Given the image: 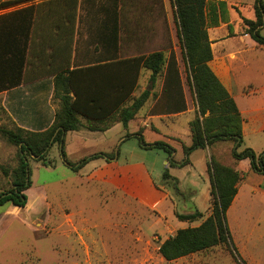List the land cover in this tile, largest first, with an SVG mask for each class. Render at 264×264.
I'll return each instance as SVG.
<instances>
[{
	"label": "trees",
	"instance_id": "16d2710c",
	"mask_svg": "<svg viewBox=\"0 0 264 264\" xmlns=\"http://www.w3.org/2000/svg\"><path fill=\"white\" fill-rule=\"evenodd\" d=\"M25 1L0 0V9L11 8L0 13V91L20 83L27 55L30 53V57L36 58V47L43 49L48 46L53 56H64V40H67V54L65 68L54 76V95L59 98V106L52 123L36 131L14 124L13 127L0 125V135L15 144L19 151V162L12 173L11 186L0 190V204L11 202L19 207L25 206L27 195L24 190L31 185L28 156L46 164L49 148L53 143H58L63 161L73 170H78L91 158L108 159L114 156L115 153L99 152L71 162L65 156L64 134L81 126L89 130H104L115 121H121L126 127L150 93L144 89L138 95L133 94L142 69L150 71L149 81L152 85L158 77L163 79L159 99L164 101L167 110L185 108L179 68L172 49L168 53L160 49L133 56L110 54L98 63L69 68L79 0H39L36 4L30 2L16 6ZM171 5L185 67V80L194 94L197 108L189 122L191 143L183 145L186 157L180 162L170 158V165L186 164L187 155L195 148H204L217 140H231L234 142L232 156L236 159L249 158L251 169L264 174V149L259 153L250 147L237 151V146L242 142V117L234 99L208 64L212 59V50L207 28L224 21L225 0H171ZM253 8L254 18L242 17V20L246 33L258 45L264 46V35L259 33L260 28L264 27L262 0H254ZM104 9L111 10V5L104 6ZM108 19H111V15ZM48 22L53 23V31L40 28ZM64 23L66 26H63ZM102 37L104 48L111 46L112 34L104 33ZM96 74L99 78L97 82L83 78ZM125 136H135L143 148H161L168 155L173 150L163 141L145 142L140 130L126 133ZM118 152L117 149L116 156ZM207 170L210 176V211L208 214L199 210L176 213L179 220H201L196 225L177 228L160 242L158 252L165 260H174L218 244L231 245L225 215L236 194V184L241 175L233 167L211 156ZM166 177L176 179L165 168L163 178Z\"/></svg>",
	"mask_w": 264,
	"mask_h": 264
},
{
	"label": "rangeland",
	"instance_id": "374dc122",
	"mask_svg": "<svg viewBox=\"0 0 264 264\" xmlns=\"http://www.w3.org/2000/svg\"><path fill=\"white\" fill-rule=\"evenodd\" d=\"M34 1L37 0H27L16 6ZM262 2L264 4V0ZM168 3L170 24L174 29L171 0ZM225 3L226 12L222 22L227 23L230 31L246 33L242 17L254 16V0H225ZM10 9H0V13ZM225 30V27L217 29L220 34ZM259 33L264 35V28H261ZM175 41L178 45L177 38ZM222 42L225 47L232 49L243 44L249 47L253 40L245 34L243 37L236 36ZM256 51L255 57L245 56L257 64L256 69L248 72L240 67L233 71L234 76L255 77L256 73L260 72L259 77H264V48L256 47ZM173 53L175 58L179 59L178 68L184 79L187 101L191 109L193 104L196 105L195 97L185 80V67L180 49L176 48ZM139 83L145 86L148 82L142 75ZM175 93L178 97L177 92ZM185 117L186 115L180 116L179 121L184 122ZM0 125L13 127L11 118L8 119L1 111ZM184 125L179 124L177 130L182 141L189 142V137L184 135L187 129ZM189 134L191 136V132ZM248 139L256 147H260L264 143V133L244 139L242 137L237 151L246 147L244 145ZM91 142L92 140H89L85 145L77 141L67 144V147L75 152L69 154L64 146L66 157L75 162L86 156L94 147H101L105 151L114 149L116 156L118 147L120 159L142 158L146 161L154 179L166 187L169 186L172 203L167 201L165 209L158 207L157 210L160 212L162 209L163 213L159 214L158 218L156 213L133 199L121 196L111 198L100 194L95 184L82 180L70 169L63 161L59 148L52 145L46 155V164L34 160L32 156L27 157L31 180V185L25 191L27 202L30 203L28 208L15 212L10 202L0 204V264H264L262 193L241 191L237 200L227 209L225 219L231 245L218 244L174 260H165L158 252V246L162 240L175 232L178 221L174 217L176 213L193 212L196 208L203 210L207 203L204 214L210 211L208 193L206 194L202 183V179L207 181V176L198 165V148L193 149L190 155L193 165L184 164L170 168L166 151L161 148L142 150L136 137L113 145L105 141L95 146ZM214 149L216 145L213 146V151ZM259 149L256 148L255 153L263 150ZM130 150L133 152L130 153ZM18 155V147L0 135V190L11 186L12 173L19 162ZM231 155L229 152H223L222 161L232 165ZM182 156V151L175 154L176 159H181ZM166 167L170 173L180 178L179 184L178 180L172 177L163 178V170ZM198 173L201 177H198ZM192 182L197 183L195 193L189 192ZM261 187L264 190V185ZM200 220L193 222L198 224Z\"/></svg>",
	"mask_w": 264,
	"mask_h": 264
},
{
	"label": "crops",
	"instance_id": "0c3cea01",
	"mask_svg": "<svg viewBox=\"0 0 264 264\" xmlns=\"http://www.w3.org/2000/svg\"><path fill=\"white\" fill-rule=\"evenodd\" d=\"M37 1L33 3L36 4ZM168 2L169 0H79L75 33L70 50L69 68L98 63L110 54L112 56H133L147 54L153 50L163 49L168 53L171 49H180L179 43L177 45L175 41L177 38L176 28L172 29L170 24ZM106 5H111V10H105L104 6ZM110 15L111 19H108ZM219 23L217 26L207 28L212 50V59L208 61V64L236 103L242 117L243 139L244 137L261 135L264 133V77L262 79L259 77L261 76L260 72L256 73L255 77H238L234 76L233 71L240 67H243L248 72L256 69L257 64L255 62L252 63L245 56L255 57L257 54L256 47L264 48V46L258 45L248 33H240L237 30L230 31L227 23L222 21ZM63 26H66V23ZM223 27L226 30L220 34L217 29ZM40 28L43 31L54 30L53 23L49 22L42 24ZM104 33L112 34L111 46H108L107 50L104 48L102 41ZM245 34L249 35L253 40L249 47L243 44L229 49L222 42L236 36L243 37ZM64 45V56H53L51 48L48 46L43 49L36 47V58L30 57V53L27 55L28 59L24 64L20 83L0 91V111L8 119L9 117L11 118L12 124L22 128L43 130L52 123L54 112L59 106V98L54 95V76L66 66L67 40H64ZM176 62L178 65L179 59L177 57ZM143 70L146 69L141 70L138 85L133 94L138 95L144 89L149 90L150 93L134 117L129 119L127 126L125 127L121 121H115L104 130H89L83 126L76 130H68L64 134V146L69 154L74 153L75 150L71 151L67 144L75 141L80 142V144L82 142V145H85L87 141L92 140L94 143L91 142V144L95 146L107 141L113 145L135 137H126V133H134L140 130L145 142L163 141L172 146L173 150L168 155L167 164L170 168L179 167L170 165L169 159L172 158L176 162L185 159L186 155L183 151V145L191 143L188 122L196 113L197 105L193 104L190 109L184 79L179 70L185 108L178 111L167 110L164 106V101L159 99L163 79L158 77L152 85L151 81H149L150 71L146 70L148 71L146 73ZM142 75L143 79L148 82L145 86L139 83ZM83 78L91 81L95 79L96 82L99 79L97 74L95 76H83ZM152 108H155V111H152ZM185 115L184 122H180V116ZM181 123L187 127L184 135L189 137V142L182 141L183 139L177 130ZM226 141H229L228 144L223 143ZM52 145H56L59 148L58 143H53ZM215 145L216 149L213 151V146L215 147ZM244 146L253 150L256 148H260L259 150L264 149V143L260 147H256L249 139ZM233 147L234 142L231 140H217L204 148H198V165L203 168L204 175L206 174L207 176L206 182L202 179L206 194L208 193L207 202L210 190L207 162L210 159V155L221 163L232 166L241 175L236 184L237 191L230 206L237 200L241 191L247 193L260 192L264 195V190L261 187L264 185V174L251 169L249 158L236 159L231 155L233 158L232 165L222 161V153L225 151L231 153ZM116 149L119 148L117 147ZM141 149L146 150L147 148L141 147ZM113 150L105 151L101 147H94V149L91 148L86 153V156L99 152L112 154L114 153ZM177 151H182L183 156L181 159L175 158ZM132 152L130 150V153ZM191 153L192 151L187 155V165H193L190 159ZM118 156L114 155L108 159L105 157H94L78 170L70 169L82 180L95 184L100 194L111 198L121 196L133 199L149 208L160 218L159 214L163 213L162 209L160 212L157 210L158 207L162 206L165 209L167 201L172 203L169 186L167 185L168 187H166L154 179L150 167L142 158L120 159ZM166 169L171 176L176 177L179 184L180 178L170 173L167 167ZM198 177H201L200 173H198ZM190 187L192 188L189 192L195 193L197 191L196 182H192ZM12 205L14 206L13 210L16 212L18 209L25 211L30 203L26 202L23 207ZM206 207L203 210L198 208L196 210L204 213ZM174 217L177 218L176 216ZM177 220L176 229L188 225H196L194 222L179 220L178 218Z\"/></svg>",
	"mask_w": 264,
	"mask_h": 264
},
{
	"label": "bare ground",
	"instance_id": "6f19581e",
	"mask_svg": "<svg viewBox=\"0 0 264 264\" xmlns=\"http://www.w3.org/2000/svg\"><path fill=\"white\" fill-rule=\"evenodd\" d=\"M29 206V205H28Z\"/></svg>",
	"mask_w": 264,
	"mask_h": 264
}]
</instances>
